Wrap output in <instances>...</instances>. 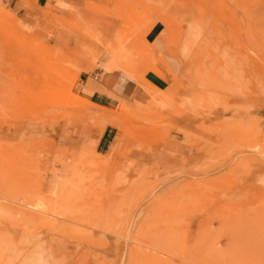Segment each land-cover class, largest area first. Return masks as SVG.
I'll return each instance as SVG.
<instances>
[{
    "label": "rangeland",
    "instance_id": "1",
    "mask_svg": "<svg viewBox=\"0 0 264 264\" xmlns=\"http://www.w3.org/2000/svg\"><path fill=\"white\" fill-rule=\"evenodd\" d=\"M0 264H264V0H0Z\"/></svg>",
    "mask_w": 264,
    "mask_h": 264
},
{
    "label": "crops",
    "instance_id": "2",
    "mask_svg": "<svg viewBox=\"0 0 264 264\" xmlns=\"http://www.w3.org/2000/svg\"><path fill=\"white\" fill-rule=\"evenodd\" d=\"M81 94L98 104L133 97L137 86L131 77L117 70H104L102 66L93 70L79 83Z\"/></svg>",
    "mask_w": 264,
    "mask_h": 264
}]
</instances>
